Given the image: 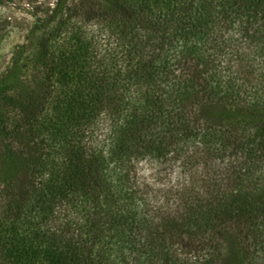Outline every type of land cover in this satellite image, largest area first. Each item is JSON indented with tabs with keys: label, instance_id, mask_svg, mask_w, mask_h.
<instances>
[{
	"label": "trees",
	"instance_id": "1",
	"mask_svg": "<svg viewBox=\"0 0 264 264\" xmlns=\"http://www.w3.org/2000/svg\"><path fill=\"white\" fill-rule=\"evenodd\" d=\"M95 3L0 74V264H264V0ZM143 160L198 185L151 209Z\"/></svg>",
	"mask_w": 264,
	"mask_h": 264
},
{
	"label": "rangeland",
	"instance_id": "2",
	"mask_svg": "<svg viewBox=\"0 0 264 264\" xmlns=\"http://www.w3.org/2000/svg\"><path fill=\"white\" fill-rule=\"evenodd\" d=\"M55 1L0 0V74L7 68L16 49L26 42L25 39L29 40L31 35H36L35 27L50 15ZM95 1L72 0L71 9L81 19L91 22L88 16L95 13ZM204 112V118L213 123L226 114V110L220 106L207 108ZM134 172L138 191L143 194L148 206L159 212L173 209L179 194H184L188 188L197 187L201 174L199 170L191 174L179 168V162L169 167L147 160L135 164ZM218 264H244L238 258L234 242L225 243Z\"/></svg>",
	"mask_w": 264,
	"mask_h": 264
}]
</instances>
